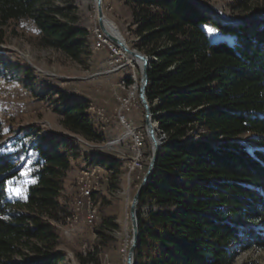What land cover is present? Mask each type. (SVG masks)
<instances>
[{"label":"trees","instance_id":"obj_1","mask_svg":"<svg viewBox=\"0 0 264 264\" xmlns=\"http://www.w3.org/2000/svg\"><path fill=\"white\" fill-rule=\"evenodd\" d=\"M53 3L0 0V26L18 36L19 24L29 22L42 47L78 61L88 33L63 21ZM125 3L135 48L152 59L147 98L153 120L167 135L138 207L134 264H233L237 250L264 249V0H231V20L190 0ZM13 68L0 55V74ZM63 99L54 109L63 127L101 143L89 105ZM196 125L219 141L193 138ZM244 135L257 136L253 141L261 148L248 150L238 140ZM3 136L0 124V141ZM31 150V182L26 197L14 201L8 183L20 177L17 164L26 147L0 152V264H60L65 257L57 227L69 215L62 193L83 156L62 137L39 138ZM87 163L113 173L118 168L103 157ZM108 226L117 227L105 219L101 230ZM99 250L78 255L81 263L99 264Z\"/></svg>","mask_w":264,"mask_h":264},{"label":"rangeland","instance_id":"obj_2","mask_svg":"<svg viewBox=\"0 0 264 264\" xmlns=\"http://www.w3.org/2000/svg\"><path fill=\"white\" fill-rule=\"evenodd\" d=\"M190 1L220 20L232 18L228 9L231 0ZM53 6L61 10L63 21L88 33L85 53L78 61L42 47L29 22L19 24L16 29L18 36L12 29L0 26V31L5 34L4 42L0 44V55H5L14 66L8 76L0 74V124L4 127L0 152L13 153L26 147V153L17 164L21 170L20 177L8 183L9 199L14 201L26 197L27 186L31 182L30 165L34 159L31 147L39 138H65L78 148L83 158L73 163L62 193V202L69 215L65 225H57L61 240L59 250L65 255L60 264H82L78 255L86 256L97 246L100 248L99 264H127L133 238L130 209L152 158L145 113L138 98L140 67L104 37L95 0H54ZM103 13L105 22L108 20L109 31L125 38L128 46L137 50L138 38L131 26L132 11L125 0H103ZM213 33L216 38L220 37L217 32ZM127 79L133 81L132 86H128ZM123 81L126 84L124 92L118 87ZM60 96L64 97L62 104L78 101L89 105L88 113L103 138L101 143L88 141L63 127L60 115L54 111ZM120 97L127 101V104L123 102V108L117 99ZM92 108H95V113L90 111ZM120 108L130 132L118 119ZM159 130L158 127V137ZM133 133H140L144 144L139 160L142 168L132 172L129 165L134 163L137 154L133 147ZM190 135L212 143L219 141L209 138L201 125H196ZM254 138L257 136L244 135L238 140L252 151L261 148L254 143ZM101 157L117 162L118 168L113 173L108 167L99 166L100 178L96 180L97 190L92 195L93 206L89 208L79 193L85 177H91L84 173L94 168L87 163L88 160ZM94 209L97 220L93 226L88 223V217ZM144 211L147 212L148 208ZM105 219H110L117 227L108 226L101 230ZM99 231L103 235H99ZM233 264H264V249L237 250Z\"/></svg>","mask_w":264,"mask_h":264},{"label":"water","instance_id":"obj_3","mask_svg":"<svg viewBox=\"0 0 264 264\" xmlns=\"http://www.w3.org/2000/svg\"><path fill=\"white\" fill-rule=\"evenodd\" d=\"M98 5V16H99V26L102 34L105 38L111 41L115 46L124 51L129 55L134 61L140 64L141 78L139 85L138 98L143 107L145 113V126L148 138L152 144V158L148 166V170L144 176V179L133 198V202L130 209V220L132 224L133 238L131 246L127 255V264H134V254L140 243V231H139V221H138V207L143 196L144 190L150 183L153 173L156 169L158 162L159 151L162 147V143L158 138V126L153 120V113L151 105L147 98V89L149 85V75L151 70L152 59L138 50L131 49L125 38L122 40L112 36L104 27V13H103V0H95Z\"/></svg>","mask_w":264,"mask_h":264},{"label":"bare ground","instance_id":"obj_4","mask_svg":"<svg viewBox=\"0 0 264 264\" xmlns=\"http://www.w3.org/2000/svg\"><path fill=\"white\" fill-rule=\"evenodd\" d=\"M96 6H97V13H98V5H97V3H96ZM99 17V16H98ZM108 21V20H107ZM105 22V15H104V20H103V24H104V27L106 28V30L112 35V36H114V37H116V38H119L115 33H112V32H110L109 31V29L107 28V24L106 23H108V22ZM119 39H121L122 40V38H119ZM111 42V41H110ZM112 43V42H111ZM113 44V43H112ZM114 45V44H113ZM115 46V45H114ZM117 47V46H116ZM120 49V48H119ZM121 50V49H120ZM124 52V51H123ZM125 53V52H124ZM129 56V55H128ZM129 58H130V60L132 61V62H135V63H137L136 61H134L130 56H129ZM138 65H139V67H140V64L139 63H137ZM123 83V90H126V84H125V82L123 81L122 82ZM137 89V88H136ZM139 93V92H138ZM133 94V93H132ZM132 103V102H131ZM90 111H92L93 113H95L94 111H95V108H92ZM100 114V113H99ZM160 131V130H159ZM161 133H160V135H159V140L162 142V143H164L166 140H167V135L164 133V132H162V131H160ZM138 138H139V147H140V149L142 148V146H143V136L140 134V133H138ZM142 151V150H141ZM136 159H135V161H134V163L132 164H130L129 165V167H130V169L132 170V172L134 171V170H136V169H139L140 168V166H142V164H141V162L139 161L141 158H142V152H141V156H137V157H135ZM93 171H101L100 170V167L99 166H94V168L92 169V167H91V169L89 170V171H86V173H84V175H86V176H93ZM131 172V173H132ZM96 186H98V183L96 182L95 183V185H88V190H87V198H89V199H92V195H93V192H94V190H97L96 189ZM83 187H84V184H83ZM83 187H82V189H83ZM82 189H81V193H82ZM92 206H93V203H92ZM96 220H97V216H96V210L94 209V211H93V213L89 216V220H88V223L90 224V225H95V223H96Z\"/></svg>","mask_w":264,"mask_h":264},{"label":"built area","instance_id":"obj_5","mask_svg":"<svg viewBox=\"0 0 264 264\" xmlns=\"http://www.w3.org/2000/svg\"><path fill=\"white\" fill-rule=\"evenodd\" d=\"M113 64V63H112ZM118 87L123 91V83H119L118 84ZM124 92V91H123ZM125 92H128V91H125ZM118 99V101L120 102V106L123 108V102H125V104H127V101L125 100V99H121V97L120 98H117ZM121 112H122V109L120 108V114L118 115V119L120 120V122L122 123V125H123V128H125V129H127V132L129 131L130 132V130H129V125H128V123L126 122V119H125V116H123L122 114H121ZM132 136H133V142H134V145H133V147H134V149L137 151V154H136V157L137 156H141V149H140V147H139V138H138V133H133L132 134ZM142 168V166H140V168L139 169H141ZM98 178H100L99 176H98V172L97 171H93V176L92 177H85V183H84V187H83V189H82V193H79L80 194V196H81V199H84V200H86V202H87V204H88V206H89V208L91 207L92 208V199H89V198H87V190H88V185H95V182H96V180H98ZM88 220H89V217H88Z\"/></svg>","mask_w":264,"mask_h":264},{"label":"snow or ice","instance_id":"obj_6","mask_svg":"<svg viewBox=\"0 0 264 264\" xmlns=\"http://www.w3.org/2000/svg\"><path fill=\"white\" fill-rule=\"evenodd\" d=\"M209 31H213V29H209Z\"/></svg>","mask_w":264,"mask_h":264}]
</instances>
